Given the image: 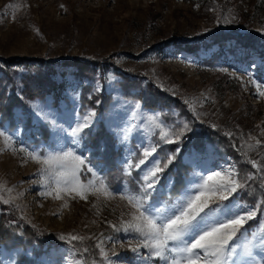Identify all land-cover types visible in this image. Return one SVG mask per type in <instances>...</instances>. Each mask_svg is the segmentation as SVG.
I'll return each instance as SVG.
<instances>
[{"label":"rangeland","instance_id":"obj_1","mask_svg":"<svg viewBox=\"0 0 264 264\" xmlns=\"http://www.w3.org/2000/svg\"><path fill=\"white\" fill-rule=\"evenodd\" d=\"M249 31L264 35V0H0V63L6 58L25 59L27 63L12 68L18 74L37 58L54 63L72 58L96 61L99 65L90 67L89 76L96 91L108 96L100 112L82 107V81L69 77L63 98L56 103L50 96L30 101L44 108L47 120L30 114L29 121L26 116L18 118L23 113L18 109L11 115L13 119L0 115V131L12 137L7 144L0 137V215L2 209L12 208L17 219L29 227L47 234L85 238L66 245L43 244L40 248L34 243L7 248L0 242V264H96L89 260L96 254L100 264H164L146 259V249L139 254L130 251L129 241L135 246L139 238L114 232L110 227L131 219L129 213L134 210L120 196L139 193L140 173L125 176L123 161L134 159L142 144L158 145L155 155L159 160L181 149L160 174L150 198L157 208L172 211L171 206L201 175L228 165L238 171L239 159L250 166L245 178L238 171L246 186L230 198V204L225 202L228 208L224 212L232 214L241 206L253 207L264 200V173L247 163L250 159L264 161V96H259L249 81L251 77L264 90V59L259 55L262 47L255 41L244 49L226 37L224 42L208 48L209 39H202V35H208L205 33L240 35ZM189 46L194 53L182 50ZM144 87L157 89L172 102L152 109L125 97L127 91L133 93L135 88L139 91ZM89 111L95 112L92 126L85 130L79 144L73 145L71 127ZM153 115L167 128L188 124L190 116L205 128L236 137L243 153L232 142L236 155H228L224 149L216 153L204 141L198 148L190 145L188 133L179 143H163L158 129L148 120ZM257 141L261 143L257 145ZM21 147L37 152L72 148L87 158L113 196L89 194L86 200H57L55 193L42 195L46 189L40 183V165L20 152ZM94 157L98 163L92 161ZM81 179L93 177L85 172ZM222 215L219 210L215 213L216 217ZM262 223L264 212L247 222L244 234L236 240L234 264H264ZM17 236L26 242L24 235ZM101 241L110 262L96 247ZM249 242L255 245L251 257L242 255ZM113 251L119 258L112 256Z\"/></svg>","mask_w":264,"mask_h":264},{"label":"snow or ice","instance_id":"obj_2","mask_svg":"<svg viewBox=\"0 0 264 264\" xmlns=\"http://www.w3.org/2000/svg\"><path fill=\"white\" fill-rule=\"evenodd\" d=\"M249 81L256 86L258 95L264 96L262 86L251 77ZM28 114L38 120L48 119L44 108L36 102H29ZM24 115L25 113H21L18 118H23ZM94 116L95 112L89 111L71 127L69 135L73 145H78L85 130L91 128ZM148 120L158 129L157 135L163 143H179L185 134L191 131L187 123L167 128L159 123L154 115L149 116ZM0 137H4L6 144L12 139L11 136H6L4 131H0ZM260 143L257 141V145ZM157 147L156 144H142L141 152L136 154L134 159L123 161L125 176H131L134 171L140 173V190L138 194H121L120 198L126 200L134 211L129 213L130 220H121L119 226L110 224V227L114 232L122 231L138 237L135 246H131L132 241H129V250L139 254L141 249H146V259L163 261L164 264H234L236 240L244 234L247 222L256 219L258 213L264 212V200L253 207L241 206L232 214L224 212L231 199L235 198V194L246 186L235 167L228 165L227 168L210 172L207 176L201 175L190 191L181 195L171 206L172 211L157 208L150 203V198L156 191L160 174L181 151L177 148L165 160H159L155 155ZM19 151L26 153L29 159L40 165L38 174L41 177V186L46 189L41 193L44 196H52L55 193L54 198L57 200L75 197L86 200L89 194L103 195L106 198L113 196L107 183L98 176L87 158L72 148L37 152L21 147ZM247 163L258 172L264 173V161L258 163L255 159H250ZM85 172L90 173L93 179L82 180ZM261 180V187H264V176H261ZM3 202L9 203L8 200ZM63 206H66V203L62 204ZM218 210L223 213L222 218L215 216ZM260 231L264 233V223ZM58 238L68 243L85 239L73 234H61ZM102 243H97L96 247L100 249L103 259L110 262L111 257L106 254ZM254 246L251 242L246 244L242 255L251 257ZM120 247L123 248L124 244L120 243ZM84 252L86 253L87 249H84ZM112 256L119 258L115 251Z\"/></svg>","mask_w":264,"mask_h":264},{"label":"trees","instance_id":"obj_3","mask_svg":"<svg viewBox=\"0 0 264 264\" xmlns=\"http://www.w3.org/2000/svg\"><path fill=\"white\" fill-rule=\"evenodd\" d=\"M208 35H202V39H209L206 47H211L214 43H222L226 40V37L233 39L234 43L238 46L240 45L244 49L249 48L254 45V42H258L260 47H262L259 54L264 59V35L256 31H249L245 34L237 35L236 33L230 32L228 34L221 33H205ZM193 47H183V51L192 52ZM27 63L25 59L22 58H6L1 60L0 63V115L8 119H13L11 115L15 109L21 110L25 113L24 116L28 119V109L30 101H37L44 99L46 97H51V99L56 103L58 99L63 98L62 95L66 88V81L69 77L78 79L82 81L81 83V97L80 101L82 107L91 108L100 112L104 109L105 104L108 101V96L105 93L97 92L93 86V81L89 75H91L94 64L99 65L96 61H86L82 58H72L70 60H65L63 62H49L37 58L32 64L24 67V71L18 74L12 68L17 67L20 64ZM67 69H70L67 70ZM83 82H86L83 83ZM85 84V85H84ZM126 98L132 100L140 101L145 107L152 109H161V107L168 106V103L172 100L168 99L167 96L159 92L157 89L147 90L145 87L139 91L135 88V92L125 93ZM154 102V104H153ZM174 102V101H173ZM178 104V101H175ZM97 104V105H96ZM188 116V115H186ZM188 118V124L191 131L188 133V138L191 142L190 145H196V147H201V142L204 141L210 143L216 153H221L224 149L228 155H236L233 152L231 142L237 147L238 151L242 152L239 148L238 139L235 137H228L221 130L205 128V125H201L196 120L192 119L190 116ZM29 121V119H28ZM27 123V122H26ZM28 125V124H27ZM88 132V131H87ZM186 133V134H187ZM89 137H92L91 132H88ZM238 140V141H237ZM176 146H172L174 151ZM223 150V151H224ZM247 154V153H246ZM96 154L95 156H97ZM250 155V154H247ZM106 157L105 155H102ZM241 156V155H240ZM112 159L116 157L109 156ZM92 161H96L95 157ZM110 163L109 159H106ZM98 163V162H97ZM238 171L241 174V178H245L246 174L250 171V166L245 162L240 161L237 164ZM179 170L183 171L182 168ZM109 177L110 173H107ZM107 179V182H110ZM242 180V179H241ZM257 183V182H254ZM253 183V184H254ZM258 184V183H257ZM259 185V184H258ZM255 190L258 195L257 186L254 184ZM248 191L246 194H249ZM245 194V195H246ZM254 196V195H253ZM4 210V211H3ZM17 214L14 209L11 208L5 211L2 209V214L0 215V242L4 243L7 248L20 247L24 248L30 243L36 244L39 248L46 244L47 247L55 245H66L68 242L60 240L58 233H45L42 230L34 229L29 227L21 220L17 219ZM17 233L24 235L26 242L22 243V240L18 238ZM77 244V243H76ZM78 245V244H77ZM91 262L95 260V263L100 264V260L96 257L89 259Z\"/></svg>","mask_w":264,"mask_h":264},{"label":"bare ground","instance_id":"obj_4","mask_svg":"<svg viewBox=\"0 0 264 264\" xmlns=\"http://www.w3.org/2000/svg\"><path fill=\"white\" fill-rule=\"evenodd\" d=\"M59 225V224H58Z\"/></svg>","mask_w":264,"mask_h":264}]
</instances>
